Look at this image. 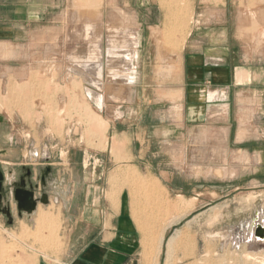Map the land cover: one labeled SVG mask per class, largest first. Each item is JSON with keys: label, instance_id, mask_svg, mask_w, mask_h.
I'll use <instances>...</instances> for the list:
<instances>
[{"label": "rangeland", "instance_id": "374dc122", "mask_svg": "<svg viewBox=\"0 0 264 264\" xmlns=\"http://www.w3.org/2000/svg\"><path fill=\"white\" fill-rule=\"evenodd\" d=\"M78 2L71 0L69 11L60 14L59 28L51 30L47 40H44V35L39 36V30L32 29L20 39V43H13L5 51L0 50V170L6 176L4 195L8 197L12 181L30 168L36 178L41 172L46 175L50 198L45 197L48 204H39L31 214L19 213L15 201H12L11 215L4 213L1 198L2 264L63 262L73 242L67 220L81 212L82 207L78 204L87 193L84 187L91 182L101 185L107 181L104 167L109 168L113 164L109 161L111 157L126 163L124 170L133 172L129 165L131 152L143 148L134 140L139 134L187 135L186 140L170 141L168 137L169 141L152 143L151 151L172 152L174 158L169 159L166 154V161L173 168H187L198 175L211 177L227 176L223 175L224 171L235 172L242 167L253 180L264 182V103L261 105L259 93L264 87V78L256 76L249 79V84L244 86L246 93L241 94L240 101L230 110L234 117L242 116L240 124L234 125L233 130L256 138L247 142L251 150H263L251 151L250 155L246 153L247 156L239 150L240 145L228 142L229 128L218 125V121L221 123L224 117H228V106L226 110L222 106L223 114L214 118L211 114L217 112V108L212 104H202L208 116L198 120L196 125L186 126L185 100L169 101L179 100L181 93L163 94L181 81L170 76L178 66L170 63L174 58L170 60L169 56L173 55L166 52L172 47L180 55L198 15L205 8L228 5L231 14L240 19L241 27L237 32L249 57L264 56V0H173L178 6L172 0ZM146 8L156 12L160 24L156 27L158 30L142 33L140 49L144 50L146 60L136 63L138 77L135 68L131 83L123 77L130 67L125 68L122 74L113 71L117 66L108 61L107 55L114 45L117 46L113 49H121L129 44L127 37L139 26L133 12L140 11L141 17ZM133 39L138 45L137 33ZM256 71L259 73L258 67ZM87 88L92 90L91 98L86 94ZM98 94L103 97L102 110L96 98ZM216 97L215 93L209 96L211 100ZM86 114L107 120V131L92 134ZM217 168L223 171L222 174ZM47 169H50L48 175ZM122 169L121 166L118 168ZM107 176L108 182H116V173ZM130 176H124L121 181L127 183L138 175L130 173ZM108 197L112 199V195ZM65 201L71 202L70 208L63 204ZM209 208L210 205H205L199 211L178 216L165 235L162 249V256L166 255L165 264H264V254L247 252L253 241L247 242L235 235L249 232L257 219L263 222L264 206L255 207L259 209L252 223L222 234L223 242L228 245L225 251L213 249L210 241L207 252H194L195 237L189 226L195 222L197 214L206 215ZM162 209L166 224L169 207L156 206L157 215ZM44 212L53 218L49 216L47 221H40ZM171 218L174 219L173 216ZM10 219L14 220L13 224ZM217 221V218H205L204 234L212 235L213 223ZM42 223H45L44 227ZM46 233L51 235L48 239Z\"/></svg>", "mask_w": 264, "mask_h": 264}, {"label": "crops", "instance_id": "0c3cea01", "mask_svg": "<svg viewBox=\"0 0 264 264\" xmlns=\"http://www.w3.org/2000/svg\"><path fill=\"white\" fill-rule=\"evenodd\" d=\"M70 2L71 0H0V50L5 51L13 43H20V39L32 29L39 30V36L42 34L44 40H47L49 32L59 28L60 14L69 11ZM230 10L226 4L212 9L205 8L198 15L196 25L180 55L172 47L166 52L173 55L169 56L170 60L174 58L170 63L174 62L173 65L178 66V70H174L175 73L170 76L181 79L178 84L181 83L163 91V94L176 91L181 93L179 100H168L173 103L185 100L186 126L196 125L198 120L208 116L202 104H212L217 108V112L211 114L214 118L223 114L222 106H225V110L228 106V117H224L221 123L218 121V125L229 128L228 142L240 145L239 150L247 156L246 153L250 155L251 151L263 150H251L247 142L256 138L233 130L234 125L240 124L242 116L238 114V117H234L230 110L240 101L241 94L246 93L244 86L249 84V79L256 76L264 78V56L249 57L237 32L241 27L240 19L232 15ZM133 13L136 14L139 25L136 31L138 45L133 39L138 57L131 53L129 59L123 58L126 49L133 50L126 43L121 49H116V56L113 59L110 57V61L120 67L113 71L122 74L125 68L132 66V72L136 68L138 77L136 63L141 59L144 62L146 60L144 50L140 49L143 43L142 33L145 30H150L151 33L152 30H158L156 27L160 24V17L156 16L152 8H146L141 17L140 11L135 10ZM124 60H130L132 64ZM257 67L259 73L256 71ZM211 93H215L217 97L211 100ZM259 93L262 105L264 87ZM99 108L102 110L104 107L99 105ZM186 136L139 134L134 140L143 148L131 152L129 165L133 172L124 170L126 163L117 162L112 157L109 159L113 164L104 169L107 175L116 173L117 180L110 183L106 175L105 183L99 185L91 182L88 187H84L83 190L87 193L82 203L78 204L82 207L81 212L67 220L73 242L63 262L59 264H165L166 255L162 256V249L167 230L176 223L179 215L199 211L205 205L211 206L208 213L197 214L195 222L189 226L195 237L194 252H207V243L210 241L213 249L225 251L228 248L223 242L222 234L256 219L259 208L255 207L264 206V182L253 180L250 173L242 170V167L235 172L222 171L227 176L198 175L187 168L169 166L166 160L174 158L172 152L156 149L151 151L152 143L169 141L166 139L168 137L171 138L170 141L185 139ZM145 143H148L147 146ZM120 166L123 167L121 171L118 170ZM217 171L222 174L220 168ZM130 173L137 174V178L123 183L121 180L124 176L132 177ZM109 195H112V199ZM63 204L67 208L71 207V202L65 201ZM156 206L169 207V221L166 224L163 209L157 215ZM211 217L218 221L213 223L212 235L204 234V220ZM247 252L264 254V241H253Z\"/></svg>", "mask_w": 264, "mask_h": 264}, {"label": "flooded vegetation", "instance_id": "af4514ba", "mask_svg": "<svg viewBox=\"0 0 264 264\" xmlns=\"http://www.w3.org/2000/svg\"><path fill=\"white\" fill-rule=\"evenodd\" d=\"M49 173L50 169H47L46 174L48 175ZM5 180L6 176L4 174V181ZM4 181L3 188L0 191V200L2 198V203L4 206L2 207L4 211H6V215H11L13 212L12 201H15L19 213L23 214V212L26 213L31 207L38 208L39 204H43L42 200L45 199V197L48 200L50 199L49 193L47 191V178L43 172H41L36 178L33 170L27 168L22 175L12 181V187L8 197L4 195ZM4 196L5 202H3ZM10 221H12V224L14 223L13 219H10Z\"/></svg>", "mask_w": 264, "mask_h": 264}, {"label": "bare ground", "instance_id": "6f19581e", "mask_svg": "<svg viewBox=\"0 0 264 264\" xmlns=\"http://www.w3.org/2000/svg\"><path fill=\"white\" fill-rule=\"evenodd\" d=\"M75 1V0H74ZM77 1H79L80 3L81 2H92V1H94V0H77ZM177 1V0H176ZM78 2V3H79ZM179 2V1H178ZM167 3H168V1H167ZM172 3H174L173 2V0H172ZM91 4V3H90ZM175 4V3H174ZM183 4V3H182ZM185 4V3H184ZM170 5V4H169ZM176 6H178L177 4H175ZM187 6V5H186ZM185 6V7H186ZM181 7H182V5H181ZM184 7V6H183ZM178 8V7H177ZM170 9H173V8H171L170 7ZM176 9V8H175ZM180 10V9H179ZM170 12V11H169ZM178 12V11H177ZM175 16H176V13H175ZM180 17V16H179ZM180 18H182V17H180ZM179 18V19H180ZM187 18V17H186ZM187 21V20H186ZM187 23H188V21H187ZM180 24V23H179ZM189 26V25H188ZM170 28V27H169ZM185 29H186V27H185ZM180 30V29H179ZM127 31V30H126ZM129 31V30H128ZM132 31V30H131ZM184 31V30H183ZM135 33L136 32H134L133 31V33L131 32L130 34H129V37H127L128 39H129V45L133 48V50L132 49H126L125 50V54H123V58L124 59H129V56H130V54L131 53H133L134 55H135V57H137L138 56V52H137V50H136V45H135V40L133 41V38H135ZM124 34H125V32H124ZM165 34V33H164ZM167 34V33H166ZM186 34V33H185ZM122 35V34H121ZM124 36V35H123ZM119 37V36H118ZM123 38V37H122ZM121 38V39H122ZM125 38V37H124ZM123 38V39H124ZM120 39V40H121ZM126 39V38H125ZM119 40V41H120ZM184 40V39H183ZM128 42V41H127ZM182 43V42H181ZM124 45V44H123ZM128 45V44H127ZM176 45V44H175ZM117 46V45H116ZM115 45L113 46V47H111L109 50H108V56H109V58L110 57H112V59H113V55L115 54V53H117L116 51H118V50H116V49H113L114 47H116ZM121 46V45H120ZM129 48V47H128ZM120 55V54H119ZM108 61H110V59L108 60ZM112 61V60H111ZM128 61V60H127ZM124 62V61H123ZM110 64V63H109ZM130 64H131V61H130ZM127 66V65H126ZM98 71H99V69H98ZM127 71H129V72H127V74H124L123 75V77H125V78H127V80L129 81V82H131L132 83V79L134 78V76H133V72H132V66H130V68L127 70ZM100 75H102L101 74V68H100ZM97 77V76H96ZM100 78V77H99ZM122 79V78H121ZM136 80V79H135ZM125 81H126V79H125ZM95 83V82H94ZM128 83V82H127ZM100 85V84H99ZM99 85H98V87H99ZM68 91V90H67ZM86 94H87V96H89L90 98L92 97V90H91V88H87V90H86ZM102 95V94H101ZM101 95H97V101H98V103H99V105L101 106H103V102H102V100H103V97L101 96ZM100 109V108H99ZM93 116H90L89 114L87 115L86 114V119H87V121L89 122V125H90V131H91V133L93 134V133H96V134H101V133H103V132H105V131H107V129H108V123L105 121V119L104 118H97V117H93ZM88 127V126H87ZM87 129V128H86ZM90 133V134H91ZM102 135H104V134H102ZM99 136H101V135H99ZM114 147V146H113ZM129 172V171H128ZM20 195V194H19ZM26 195V194H25ZM182 200V199H181ZM184 202V201H183ZM190 205V204H189ZM42 211V210H41ZM41 213V212H40ZM45 213V214H44ZM43 214H41V220L40 221H42V222H45V221H47L48 220V217L50 216V214L49 215H47L46 214V212H44ZM51 218H53V216H50ZM54 219H56V217L54 216ZM50 220V219H49ZM39 221V222H40ZM55 220H53V222H54ZM50 222H52V221H50ZM50 222H48V223H50ZM47 223V222H46ZM45 224V223H44ZM44 224L42 223V226L44 227ZM55 224H53V226H54ZM50 226V225H49ZM49 226H48V228H49ZM51 226H52V224H51ZM43 227H42V229H43ZM45 227H46V225H45ZM40 228V227H39ZM45 230H47V227H46V229ZM50 230V229H49ZM44 231V230H43ZM51 232V231H50ZM49 232V233H50ZM42 233V232H41ZM40 233V234H41ZM48 233V234H49ZM51 234V233H50ZM43 234H41L40 236H42ZM45 235V234H44ZM46 236H47V233H46ZM49 236H51V235H49ZM49 236H47V239H48V237ZM53 236V235H52ZM44 238V237H43ZM57 239V238H56ZM55 239V240H56ZM43 240H45V239H43ZM54 240V239H53ZM41 241V240H40ZM46 242V241H45ZM53 242V241H52ZM42 243V242H41ZM50 244V243H49ZM43 245H45V244H43ZM46 245H47V243H46ZM45 245V246H46ZM4 247V246H3ZM1 249V248H0ZM41 252V251H40ZM43 253V252H42ZM2 257V256H1ZM5 259V258H4ZM3 259V260H4ZM3 262H2V260L0 259V264H2ZM11 263V262H10Z\"/></svg>", "mask_w": 264, "mask_h": 264}, {"label": "water", "instance_id": "95a60500", "mask_svg": "<svg viewBox=\"0 0 264 264\" xmlns=\"http://www.w3.org/2000/svg\"><path fill=\"white\" fill-rule=\"evenodd\" d=\"M3 181H4V173L3 171L0 170V191L3 188ZM48 202L49 201H47L46 199L42 200V203L44 204H48ZM35 208L36 207H31L30 209H28L27 212L31 214ZM5 212L6 211H4V213ZM10 222L12 223V221ZM253 226L255 227V236L264 241V222H260L259 219H257L253 222Z\"/></svg>", "mask_w": 264, "mask_h": 264}, {"label": "built area", "instance_id": "2783aa9c", "mask_svg": "<svg viewBox=\"0 0 264 264\" xmlns=\"http://www.w3.org/2000/svg\"><path fill=\"white\" fill-rule=\"evenodd\" d=\"M235 235L238 236L239 238L244 239L247 242H251V241H263V240H261V239H259V238H257L255 236V227L253 225H251L249 232H247V233L244 232L243 235H240L239 233L238 234H235Z\"/></svg>", "mask_w": 264, "mask_h": 264}]
</instances>
